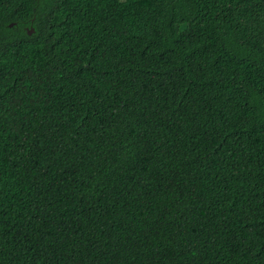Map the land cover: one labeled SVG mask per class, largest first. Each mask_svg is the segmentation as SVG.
Returning <instances> with one entry per match:
<instances>
[{
    "label": "trees",
    "instance_id": "16d2710c",
    "mask_svg": "<svg viewBox=\"0 0 264 264\" xmlns=\"http://www.w3.org/2000/svg\"><path fill=\"white\" fill-rule=\"evenodd\" d=\"M0 264H264V0H0Z\"/></svg>",
    "mask_w": 264,
    "mask_h": 264
},
{
    "label": "water",
    "instance_id": "95a60500",
    "mask_svg": "<svg viewBox=\"0 0 264 264\" xmlns=\"http://www.w3.org/2000/svg\"><path fill=\"white\" fill-rule=\"evenodd\" d=\"M31 31H32V28L28 30V33L30 34Z\"/></svg>",
    "mask_w": 264,
    "mask_h": 264
}]
</instances>
